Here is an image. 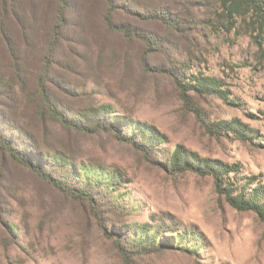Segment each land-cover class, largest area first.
<instances>
[{
    "label": "rangeland",
    "instance_id": "1",
    "mask_svg": "<svg viewBox=\"0 0 264 264\" xmlns=\"http://www.w3.org/2000/svg\"><path fill=\"white\" fill-rule=\"evenodd\" d=\"M114 2L111 13L108 0H18L0 24L1 135L89 192L100 216L0 150V264H264L258 216L231 207L212 173L168 164L181 147L264 183V34L225 0ZM201 78L222 92H200ZM43 91L71 119L128 139L41 118ZM83 166L106 172L107 187L84 183Z\"/></svg>",
    "mask_w": 264,
    "mask_h": 264
},
{
    "label": "trees",
    "instance_id": "2",
    "mask_svg": "<svg viewBox=\"0 0 264 264\" xmlns=\"http://www.w3.org/2000/svg\"><path fill=\"white\" fill-rule=\"evenodd\" d=\"M61 5L64 4V0H60ZM111 13L115 10L114 0H108ZM18 0H0V24L9 21L13 18L14 13L19 6ZM225 10L230 17L233 16H249L250 25L253 26L255 32L259 35L264 34V0H225ZM63 7V6H62ZM15 10V11H14ZM165 20V19H163ZM107 24L127 36H134L133 33L128 31V28L122 25H114L111 21V14L106 16ZM196 87L200 92H222L220 91V82L213 79H199ZM43 97H39L38 103V114L41 118H48L49 120L55 121L60 124L66 130H73L83 134H97L100 132H115L120 140H127L128 137L120 134L115 126H107L103 122H95L89 120V123L85 121V118H81L83 121H75L68 117L66 113L60 111L54 104L51 97H47L43 91ZM35 97H30V100H34ZM185 103L188 104V98L186 92L183 93ZM100 113V112H99ZM228 125L230 130H237L239 127L236 122L225 123ZM139 123L136 124V129L140 127ZM221 125H215L212 127L215 130L221 131ZM145 129V127H142ZM242 131V130H241ZM145 133L144 130L141 131ZM217 132V131H216ZM237 132V131H236ZM247 132V131H243ZM239 133V132H238ZM130 139V138H129ZM0 150H2L10 159L24 167L29 168L39 178L46 183L54 186L58 190L71 195L82 201H86L93 207V212L97 214V218H100L98 211L95 206L94 197L85 190H79L73 188L67 183L58 180L49 172L44 170L40 165L35 164L21 152L15 149L11 143L1 135L0 133ZM50 159H52L49 156ZM54 162H63L60 158H55ZM197 157L194 154L186 153L181 147H179L170 157L169 166L178 172H184L186 170H197L202 174H213L216 189L219 195L223 196L226 201L234 209L241 212H254L259 220L264 223V183L257 182L255 178L245 177L242 175L240 178L239 174L241 169L237 165H226L222 167H216L210 165V162L205 161L203 164L201 161L197 163ZM196 161V164H195ZM81 179L84 183L93 184L95 186L103 183L107 187V173L93 166H83L81 169ZM97 172V173H95ZM234 174V176H231ZM109 184V183H108ZM101 220V219H100ZM144 233L147 231L144 230ZM184 237L180 236V241L184 243ZM126 257V256H125ZM128 258V257H126Z\"/></svg>",
    "mask_w": 264,
    "mask_h": 264
}]
</instances>
